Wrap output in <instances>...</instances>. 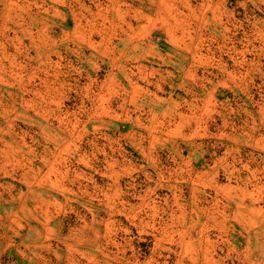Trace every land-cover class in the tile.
<instances>
[{
  "label": "rangeland",
  "instance_id": "rangeland-1",
  "mask_svg": "<svg viewBox=\"0 0 264 264\" xmlns=\"http://www.w3.org/2000/svg\"><path fill=\"white\" fill-rule=\"evenodd\" d=\"M0 264H264V0H0Z\"/></svg>",
  "mask_w": 264,
  "mask_h": 264
}]
</instances>
